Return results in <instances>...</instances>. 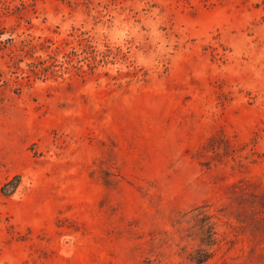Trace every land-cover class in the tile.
Listing matches in <instances>:
<instances>
[{"label":"rangeland","instance_id":"rangeland-1","mask_svg":"<svg viewBox=\"0 0 264 264\" xmlns=\"http://www.w3.org/2000/svg\"><path fill=\"white\" fill-rule=\"evenodd\" d=\"M0 9V264H195L207 201L264 264V0Z\"/></svg>","mask_w":264,"mask_h":264},{"label":"trees","instance_id":"trees-1","mask_svg":"<svg viewBox=\"0 0 264 264\" xmlns=\"http://www.w3.org/2000/svg\"><path fill=\"white\" fill-rule=\"evenodd\" d=\"M2 16V10L0 9V20ZM2 43L3 40L0 39V44ZM12 182L14 181L12 180L9 183ZM256 185L255 183L242 184L237 191L242 193L241 195L246 196L248 194L251 197L260 199L263 209L254 208L251 217L264 228V190L251 191L252 186ZM214 206L215 202L207 201L194 206L185 213V215L190 214L186 236L196 242V246L189 252L188 258L195 264H213L214 260L220 255L223 262L228 263L227 256H225L226 253L223 250V242L226 239V236H224L226 231L222 230L224 207L216 206L214 208ZM235 240V238H230L229 241L234 243Z\"/></svg>","mask_w":264,"mask_h":264}]
</instances>
